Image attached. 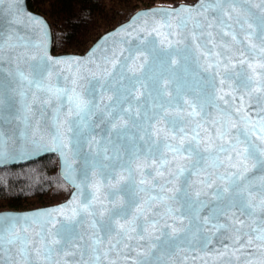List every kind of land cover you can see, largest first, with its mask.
Returning <instances> with one entry per match:
<instances>
[{"label": "water", "instance_id": "95a60500", "mask_svg": "<svg viewBox=\"0 0 264 264\" xmlns=\"http://www.w3.org/2000/svg\"><path fill=\"white\" fill-rule=\"evenodd\" d=\"M245 7L252 14L249 23L256 27L264 17V4L250 0ZM198 10L200 0L140 7L100 33L84 51L53 52L50 26L41 13L30 9L27 0H0V167L55 154L59 173L71 187L56 203L0 209L4 236L0 264H28L21 255V241L8 243L16 236L28 241L30 264H84L91 252L82 260L81 249L94 233L104 239L101 224L111 222L118 231V223L127 226L129 221L135 231H129L107 256L109 244L104 239L99 264H264V241L254 231L264 230L261 212L250 217L240 208L226 207L234 190L224 191L230 174L237 172L232 166L238 163L237 152L229 144L238 130L264 149L258 138L264 135L260 132L264 93L254 92L249 103L236 79L225 76L251 75L249 63L257 73L264 72L258 66L264 63L260 51L264 44L253 36L256 48L245 51L250 43L245 37L251 31L247 25L244 30L239 25L225 29L235 32L233 41L216 24L208 27L214 13L205 19ZM186 17V26L178 27ZM57 59L63 62L54 63ZM72 61L79 66L69 68ZM34 76L66 90L63 103L55 98L44 103L48 94L28 83ZM69 96L89 101L92 109L87 123L80 124V151L74 161L71 144L62 154L50 135L58 123L65 142L72 137L68 121L79 118ZM242 96L245 107L237 111ZM193 105L196 115H190ZM225 109L237 127L229 125V135L220 140L216 121ZM242 115L251 121L247 126ZM171 120L176 121L175 129ZM253 124L257 135H251ZM221 144L228 151H218ZM244 146L241 143L237 150ZM65 156L74 170L71 180ZM247 163L251 168L254 162ZM246 175L257 187L264 171L257 167ZM214 209L223 211L213 218ZM49 211L51 216L40 217L47 240L55 238L62 224L74 227L77 234L64 249L71 255L54 251L50 261L37 255L41 229L32 222L37 214Z\"/></svg>", "mask_w": 264, "mask_h": 264}, {"label": "snow or ice", "instance_id": "6c2138e0", "mask_svg": "<svg viewBox=\"0 0 264 264\" xmlns=\"http://www.w3.org/2000/svg\"><path fill=\"white\" fill-rule=\"evenodd\" d=\"M250 2V0H200V10H198L199 15H204L205 19H208L207 13L211 12L214 13V17L212 22L208 24V27L211 28L213 24H216L223 34L225 36H231L233 41H236V34L234 31H225V29H232L233 25H239L241 30H244L245 25H247L248 29H251V31L247 32L246 39L250 42L249 48L245 49V51L252 50L256 48L255 44L251 43V40L253 36H255L256 39L262 40V44H264V17H260L256 22V27H253L252 23H249V17L252 15L250 12V9L245 7ZM262 4H264V0H261ZM191 11V10H186ZM189 17L181 18L178 27H184L187 24V20ZM164 24H168L167 19L163 21ZM199 23L197 22V27H199ZM209 36H211V33H209ZM195 39V36L193 37ZM227 47V45H224ZM261 53H264V46L260 48ZM94 54V50L93 53ZM46 55V53H45ZM243 55V53H241ZM51 59V58H48ZM41 62H44V57H41ZM63 61L60 59H57L54 61V63H62ZM246 60L242 59L240 60V63H245ZM115 63V62H113ZM219 63V62H217ZM73 64H76L77 67L78 62L72 61L69 63V68L72 67ZM46 66V65H45ZM261 69H264V63H260L258 65ZM249 69H252L251 75L245 76L243 72H240L237 74V77H229L225 76V79L234 78L236 79V86L238 88H242L247 93V96L249 97V103L252 102L253 93H264V72L257 73L255 71V67L252 63L248 64ZM40 75L39 73L36 74V76ZM36 76L32 80H29L28 83L30 85H35V87L41 91L48 94V98L44 100V103H49L53 98H55L57 101H60V103H63L62 96L66 94V90L60 89L59 87H53L50 85H45L40 79H37ZM22 79H27L21 73ZM223 83V81H221ZM212 85L209 84V87ZM69 101L74 103L75 106V115L79 118L78 121H68L69 128L67 131H70L72 133V137L68 142H65L64 139V133L60 131V126L57 123L52 130H50V135L52 137V143L55 145L56 150H60L63 153V150L66 148H69V145L71 144V152H72V159L73 161L75 158L79 155L80 146H79V136H80V124H86L87 123V117H89L92 114V109L90 107V102L80 99L79 97H68ZM220 99H224L223 96L220 97ZM256 103H260V97L257 96L254 98ZM119 100H117V103ZM225 103L227 104L228 101L225 100ZM201 106V110H202ZM245 107L244 97H241V109H238L237 111H241ZM58 111V110H57ZM196 106H192V112L190 115H196ZM58 120V117H57ZM242 122L247 126L251 121L247 117V115L241 116ZM220 125V127L217 130V138L220 140H224L226 136L230 133L229 125H231V128H236L237 124L232 122L231 114L226 109L221 110L220 112V118L218 121H216ZM170 126L175 129L176 127V121L171 120L169 121ZM113 127H116L115 124H113ZM260 132L264 133V122L260 124ZM251 135H257L256 132V125H252L251 129ZM241 137H243V141L241 140ZM259 139L264 141V135L258 136ZM235 142L229 144V148L232 151L237 152V158L238 163L232 165L233 167L237 168V172L230 174L232 179L230 180L229 187L225 188L224 191L227 192L229 189L234 190V195L232 199L230 200L229 204L226 205V207H237L240 208L243 214L247 216H254L256 215L257 211L259 210L261 212L260 220L261 222H264V176L260 178V184L257 187H254L253 184L250 182L251 177L247 176L246 173H249L251 169L253 168H259V170L264 171V160L260 159L261 156H264V149H260L254 144L248 142V137L245 135L244 132H240L238 130V133L235 137L232 138ZM241 143H244V147L242 149L237 150L238 145ZM37 147H45L44 145H37ZM218 151L224 152L228 151V149L225 148L224 144H221L218 148ZM259 153V154H258ZM2 154V153H0ZM68 157L65 156V166H66V174L68 179H72L73 175V169L71 164L68 162ZM229 159H231V156H229ZM252 160L254 163H252L251 168L249 167V164L247 161ZM240 181H243L244 183H238ZM74 183V181H73ZM247 194V195H245ZM255 194V195H254ZM217 198L219 199L221 197V193L218 191L216 193ZM87 199V197H85ZM256 200L257 202L254 203L253 201ZM88 205H84V210L87 211ZM52 211H60V210H52ZM218 211H223V209H214L212 212L213 218L217 215ZM51 211L37 214L33 217L32 222L36 225H38L41 229L40 232L37 233V236L40 237V244L41 246L36 249L37 255L42 256L45 260H51L52 253L54 251L56 252H63L65 256L71 255V253L64 251L65 246L73 241V239L76 237L75 229L72 226H66L61 225L60 229H57L55 232L52 240H47L44 235V229L45 224L40 219L42 216H51ZM91 214V213H90ZM76 212L73 213V219L75 218ZM27 219V217L25 218ZM0 223H2V218H0ZM93 227H95V223L93 224ZM118 231L116 229H113L111 222L108 224H101L99 231L104 233V239L108 240L109 247L104 252V255L107 256V251L115 250L122 242L125 237H128L129 231H135V228L132 226V221H129L127 226L125 224H119L118 223ZM254 231H257L256 238L259 240L264 241V230L255 229ZM113 232H115V236H113ZM130 238V237H129ZM19 239L21 243L24 245L23 248H21V255L25 258V260L30 264V260L28 258L27 253V243L28 241L24 237L16 236L13 239H10L8 243H13L14 240ZM104 239H102L99 235L93 234L92 237H90V243L85 245L81 249V259L83 260L86 255L89 254V250L91 252V258L90 260L84 261V264H99L100 261V245L104 243ZM4 243V236H3V229L0 227V249H2ZM51 245H57L59 247L53 248ZM127 246V245H125Z\"/></svg>", "mask_w": 264, "mask_h": 264}, {"label": "trees", "instance_id": "16d2710c", "mask_svg": "<svg viewBox=\"0 0 264 264\" xmlns=\"http://www.w3.org/2000/svg\"><path fill=\"white\" fill-rule=\"evenodd\" d=\"M192 0H27L49 23L53 52H82L103 31L140 7ZM55 154L0 167V209H28L64 200L71 187Z\"/></svg>", "mask_w": 264, "mask_h": 264}]
</instances>
